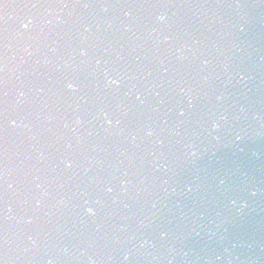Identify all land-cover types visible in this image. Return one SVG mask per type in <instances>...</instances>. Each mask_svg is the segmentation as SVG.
Segmentation results:
<instances>
[{
    "label": "water",
    "instance_id": "95a60500",
    "mask_svg": "<svg viewBox=\"0 0 264 264\" xmlns=\"http://www.w3.org/2000/svg\"><path fill=\"white\" fill-rule=\"evenodd\" d=\"M4 258L249 264L110 0H0Z\"/></svg>",
    "mask_w": 264,
    "mask_h": 264
},
{
    "label": "snow or ice",
    "instance_id": "6c2138e0",
    "mask_svg": "<svg viewBox=\"0 0 264 264\" xmlns=\"http://www.w3.org/2000/svg\"><path fill=\"white\" fill-rule=\"evenodd\" d=\"M4 7H7L8 5L7 4H4L3 5ZM26 6V5H25ZM66 6V5H65ZM116 6H119V5H116ZM32 24V21L31 20H28L27 21V23H25L23 20L21 21V28L22 29H27V28H29V26ZM117 81V79L115 78V77H111V76H106V83H107V85H114L115 84V82ZM66 87L69 89V90H75V87H74V84L72 83V82H68L67 84H66ZM5 95H6V93H5ZM137 99L139 100V97H137ZM188 103H189V106H191V104H192V101L191 100H189L188 101ZM183 113H181V115H182ZM5 119H6V117H5ZM117 123H119V120H117ZM149 136H151L152 135V133L151 132H148L147 133ZM62 163H64V165H65V167L66 168H70L72 165H71V162H69V161H62ZM84 212L87 214V215H89V216H92V215H95V210L92 208V207H85L84 208Z\"/></svg>",
    "mask_w": 264,
    "mask_h": 264
},
{
    "label": "clouds",
    "instance_id": "9594fccd",
    "mask_svg": "<svg viewBox=\"0 0 264 264\" xmlns=\"http://www.w3.org/2000/svg\"><path fill=\"white\" fill-rule=\"evenodd\" d=\"M102 10H106V7H103V6H102ZM129 15H130V13H129L128 11H125V12H124V16L127 17V16H129ZM165 19H166V16L163 15V14H160V15H157V16H156V20H157V21L163 22V21H165ZM165 39H167V37H165ZM81 54L83 55V51L81 52ZM118 84H119V81L117 80V81L115 82L114 85H118ZM74 87H75V85H74ZM181 91H183V89H181ZM20 95L23 96L24 93L21 92ZM77 122H79V121H77ZM106 122L109 123V124L112 123V121H110V120H108V121H106ZM13 123H14V121H13ZM213 127L215 128L216 125L213 124ZM149 132H151V131H149ZM151 133H152V132H151ZM191 155H195V152H192ZM123 183H124V181H121V184H123ZM8 187L10 188V187H11V184H9ZM36 187H37V188H40V184H37ZM106 191L111 192L112 189L109 187V188L106 189ZM37 204H39V201H37ZM7 211H11V209L8 208ZM5 218L7 219L8 217L5 216ZM30 222H31L30 219L25 221V223H30ZM27 239L31 242V244H33V245L35 244V241L32 239L31 236H29ZM141 246H143V245H141ZM6 256H7V254L5 253V257H6ZM125 259H127V255H125ZM0 264H8L7 259H6V258H4V259H0ZM47 264H54V262H53L52 259H49V260L47 261Z\"/></svg>",
    "mask_w": 264,
    "mask_h": 264
}]
</instances>
